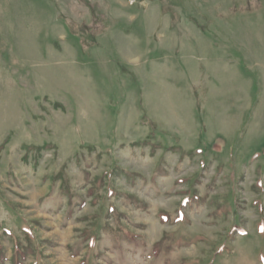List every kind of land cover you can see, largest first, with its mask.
<instances>
[{"label": "rangeland", "instance_id": "374dc122", "mask_svg": "<svg viewBox=\"0 0 264 264\" xmlns=\"http://www.w3.org/2000/svg\"><path fill=\"white\" fill-rule=\"evenodd\" d=\"M0 264H264V0H0Z\"/></svg>", "mask_w": 264, "mask_h": 264}]
</instances>
